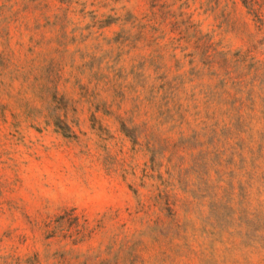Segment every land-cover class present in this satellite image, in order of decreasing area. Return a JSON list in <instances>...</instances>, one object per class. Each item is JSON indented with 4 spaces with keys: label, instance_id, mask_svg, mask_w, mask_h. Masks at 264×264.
<instances>
[{
    "label": "rangeland",
    "instance_id": "374dc122",
    "mask_svg": "<svg viewBox=\"0 0 264 264\" xmlns=\"http://www.w3.org/2000/svg\"><path fill=\"white\" fill-rule=\"evenodd\" d=\"M0 264H264V0H0Z\"/></svg>",
    "mask_w": 264,
    "mask_h": 264
},
{
    "label": "trees",
    "instance_id": "16d2710c",
    "mask_svg": "<svg viewBox=\"0 0 264 264\" xmlns=\"http://www.w3.org/2000/svg\"><path fill=\"white\" fill-rule=\"evenodd\" d=\"M259 21H261L260 18H259Z\"/></svg>",
    "mask_w": 264,
    "mask_h": 264
}]
</instances>
